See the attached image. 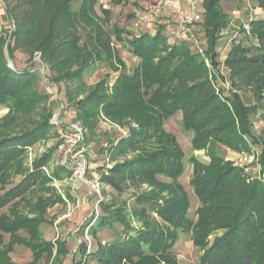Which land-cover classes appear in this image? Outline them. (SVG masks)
Instances as JSON below:
<instances>
[{
	"label": "trees",
	"instance_id": "obj_1",
	"mask_svg": "<svg viewBox=\"0 0 264 264\" xmlns=\"http://www.w3.org/2000/svg\"><path fill=\"white\" fill-rule=\"evenodd\" d=\"M0 1L11 27H0V107L8 109L0 118V210L8 206L0 213V264H17L9 253L21 244L31 251L32 260L25 264L43 258L63 264L68 252L65 240H46L41 228L46 208L56 199L41 194L32 201L27 196L52 189V176L43 167L56 146L34 158L30 167L26 154L50 134L58 100L74 107L73 122L81 121L86 134L94 133L101 116L130 127L126 134L116 131L118 136L109 137L111 145L99 144L103 154L113 159L135 153L115 162L102 177L117 198L97 205L100 213L90 226L95 249L86 255L87 243L81 241L79 259L74 256L68 264H178L172 249L180 230L189 233L199 249L198 264H264V181L217 150L223 145L251 151L257 144L264 168V139L254 135L251 118L264 101V0H254L256 16L231 39L223 34L231 23L222 6L228 0H202L201 23L193 24L197 44L172 36L168 21L138 34L112 25L110 10L102 9V17L95 10L98 0H79L76 5L72 0ZM112 36L138 58L130 71L113 48ZM221 43L225 76L217 59ZM194 45L202 51L193 50ZM17 50L30 55L34 65L10 66ZM95 60L106 61L112 70L120 63L125 70L111 87L106 77L89 84L84 75ZM44 64L48 75L39 69ZM41 77L55 83L57 98L63 91L62 98H51ZM219 79L227 80L230 88L220 86ZM240 90H249L253 102L246 103ZM178 112L183 130L191 133V148L203 149L210 157L206 164L192 154L189 158L190 186L198 200L193 220L188 217L190 197L178 180L185 171V152L164 127ZM63 173L69 176L72 171L60 167L53 176L59 179ZM16 176L19 181L12 183ZM142 185L147 189L130 194V208L125 190ZM21 203L28 211L18 208ZM131 217L139 223L132 225ZM107 230L103 243L97 232Z\"/></svg>",
	"mask_w": 264,
	"mask_h": 264
},
{
	"label": "rangeland",
	"instance_id": "obj_2",
	"mask_svg": "<svg viewBox=\"0 0 264 264\" xmlns=\"http://www.w3.org/2000/svg\"><path fill=\"white\" fill-rule=\"evenodd\" d=\"M9 2L13 4L14 0H10ZM78 2L79 0H72V3L74 5H76ZM172 2V7H174V9L181 7L184 10L186 5H188V11L199 12L198 14L200 15V20L196 22L195 27L200 25L201 16L204 11L203 6L200 7L202 0H123L121 3H113L112 0H98V3L95 5V10L97 11L99 17H102V9L110 10L112 14L110 24H117L121 28H125L127 30L130 29L133 34H138L144 29L149 31L155 29L156 24L159 21H167L171 19L173 11L171 12V9L167 8L166 6ZM222 6L224 7V10L228 12L229 19H231L229 27L223 31V34L226 37L228 36V39H231V37L234 35L239 36V31L242 27L241 25L247 27L248 18L256 16V5L254 0H228L224 2ZM237 6H240L239 11L238 9H235ZM156 7H159L160 10L157 12V18L153 20V22H141L140 24L138 23V19L140 18V16H142V14L145 13V11L155 9ZM188 7H190V9H188ZM4 8V4L0 1V27L4 28L5 25L6 27L11 28L9 26L10 19L7 17ZM233 9L236 12H232ZM122 36L125 37L124 32ZM7 38H5L6 44L8 41ZM112 38L114 43L113 48L117 50V53H119L120 58L124 62L126 70L130 71L137 64L138 58L135 55H132V53L129 52V49L122 45L121 42L115 41L114 36H112ZM220 45L222 46L219 47L220 49L218 48L220 51L217 59L219 60L220 70L222 73H224L225 76L226 71L223 68V64L221 63L225 56V50L223 49V43H221ZM202 49L201 47L196 48L195 45L193 46V50L195 51L197 50L200 52L202 51ZM14 56V63L13 60H10V66H14V64L17 67H27L32 64L34 65V61L30 59V55L20 53L17 50L15 51ZM124 65L116 63V70H112L111 67L106 63V61L95 60L93 65H91V67L85 73L84 81L89 84H95L102 77H106V80L109 82V85L111 87V85L114 83L113 81L115 80V77L118 76L119 72L125 70ZM39 69L41 73H47L46 75H48L49 69L47 65L44 64ZM41 81H45L46 83L48 82L47 88L52 93L51 98L54 99L53 96L57 94L58 86L55 85V83L47 81L46 77L44 79L41 77ZM218 82L220 83V86H224L228 89L230 88V83L227 80H224V82H222L219 79ZM239 92L241 93L246 103L250 104L253 102L252 93L249 90H240ZM62 95L63 91L59 92L58 98H62ZM61 102L63 105L60 104ZM263 102L264 101L259 104L254 102L258 107L256 108V111L251 115V118L256 121V124L253 123L252 130L259 141L264 139ZM58 104H60V106ZM58 104L56 106V112L54 113H57V117L54 118L53 115L50 120L51 124L53 125L50 134L48 133L46 137L27 148L26 154V157H28L26 161V167H30L34 158L46 152L47 149L56 146L51 155L52 157L48 161L47 165L43 167V170L52 176L51 181L48 183L49 185H51L52 189L48 192L33 190L27 196L32 201H34V199L41 194H43V196L46 198L54 197L56 199L54 204L49 205L48 208H46V222H43L41 224V228L46 240H53L58 237L59 239L65 240L67 242L66 245L68 252L65 255L63 264H68L70 258H73L74 256H76V259H79L80 246L84 241H86L87 243L86 255H90L91 253L89 252H92L96 247V241L94 240L95 236H93L90 231V226L94 222L97 215H99L100 213V207L97 206L99 202L95 204L96 200H103V202H106L108 200L110 201V199H112L113 197L117 198L116 192L108 184L102 183V177L105 176L106 173H109V170L112 169V166L115 164V162H119L123 159H130L134 157L135 153L128 152L125 155H119L117 158L114 157V160L112 159L111 154H103V151L101 149L102 147H100L99 144L102 143L103 148L111 145V142H109L108 140L109 137L118 136V134H116V131L118 133L122 132L123 134H126L128 133L130 127L127 125L114 124L107 117L101 116L98 122L99 126L95 129L94 133L85 135V149L79 153H76V155H73V152L67 151L68 146L67 144L65 145L62 137V134L64 133L63 130L66 129L68 125L71 124V122H76L80 125L83 124L81 121L73 122V119L75 117V110L73 106H68L66 102L60 100H58ZM7 110L8 109L6 107H0V118L7 112ZM164 123L166 131L177 138V141L179 142L183 152H185V171L182 175H180L178 180L182 183L183 187L190 197L188 217L193 220L196 218V207L198 206V200L196 195H194L192 191V187L190 186L189 179L192 174L193 166H191V164L189 163V158L192 154L201 163L206 164L210 161V157L203 149L196 150L191 148V133L185 132L183 130L181 123V114L179 112L175 113L174 116L168 118ZM251 149V151H236L231 150L223 145L217 147L219 154L221 153L226 160H229L234 165L244 166L246 171L252 173L253 175H256L258 178H261L264 181V168L262 167V163L260 162V146L257 144H253ZM83 158L86 162H88L89 160V167L86 166L85 174L80 177L78 173H75V168L77 163ZM60 167L68 168L72 171V173L69 176H67L66 173H63L62 178L57 179L53 175L54 171H56V169ZM98 168L101 169L100 173H98ZM91 169L95 170V173L97 172V174H95L93 178H91L89 172H87L89 170L91 171ZM97 176H100L99 183L95 182V177ZM19 179L20 176H16L13 179L12 183L18 182ZM145 189H147L146 185H142L141 187L135 188L130 186V188H127L125 190V197H127L128 199V205L130 208L132 206V197H130V194L133 191H143ZM92 190L97 193V199L93 194H91V196L89 195ZM1 192L2 190L0 191V193ZM57 195L61 200L58 199ZM120 198L123 199L124 197L120 195ZM18 208L25 212L28 211L25 203L19 204ZM7 210L8 206L0 210V213ZM90 218L91 220L89 221V224L86 223V221H88ZM157 219L160 220L159 218ZM131 221L132 225H137L139 223L135 221L133 217H131ZM83 227L84 231L82 233L80 229H82ZM120 229V226H116V230L118 232L120 231ZM109 232L110 231L108 230L107 232H97L98 237L103 243H105V240H107L108 237L106 238V236H109ZM178 238V241L175 243L172 249V253L176 254L178 264H198V256L200 254V251L195 245H193L190 234L180 230ZM8 239L9 235H4L5 243L8 241ZM9 255L17 264H25L32 259L30 249L26 248L22 244L16 245L15 249L10 252ZM38 264L49 263H47L46 259L43 258ZM88 264H97V262L95 260H91Z\"/></svg>",
	"mask_w": 264,
	"mask_h": 264
},
{
	"label": "built area",
	"instance_id": "obj_3",
	"mask_svg": "<svg viewBox=\"0 0 264 264\" xmlns=\"http://www.w3.org/2000/svg\"><path fill=\"white\" fill-rule=\"evenodd\" d=\"M174 1V0H170ZM173 2L169 3L166 7L171 9V12L173 11L172 16H175L178 18V23H175L172 25V23H169V31L172 36H175L176 38L179 39H185L186 41L190 40L193 41L195 44L198 43L196 40V36H194L193 33V24L196 23L197 21L200 20V15L198 14L199 12L195 11H188L183 10L181 7L175 8L172 7ZM173 8V9H172ZM159 7H156L155 9L147 10L145 11L142 16L138 19V23L140 24L141 22H153L157 18V12L159 11ZM40 55L37 53L35 54V59H39ZM42 74H44L42 72ZM55 99L57 98V94L53 96ZM61 105L62 102L60 103ZM59 104V106H60ZM57 117V113L54 114V118ZM254 124H256V121H253ZM134 126H137L134 124ZM64 133L62 134L63 141L65 142V145L67 144L68 149L67 151L73 152V155H76V153L81 152L84 150V144H85V135L87 133V129L78 124V123H72L68 125L66 129L63 130ZM70 152V153H71ZM85 159H81L77 165H76V171L75 173H78L79 176H83L85 174ZM100 175V174H99ZM99 178L100 176L95 177V182L99 183Z\"/></svg>",
	"mask_w": 264,
	"mask_h": 264
},
{
	"label": "crops",
	"instance_id": "obj_4",
	"mask_svg": "<svg viewBox=\"0 0 264 264\" xmlns=\"http://www.w3.org/2000/svg\"><path fill=\"white\" fill-rule=\"evenodd\" d=\"M187 6L188 5H186V7L184 8V10L186 11L187 10ZM200 7H201V5H200ZM188 9H190V7H188ZM187 12V11H186ZM234 12H236V11H234ZM237 15V14H236ZM173 21V20H175L174 21V23H178V18L177 17H175V16H171V19H169V20H167L168 22H170V24L172 23L173 24V22H171V21ZM88 162H89V160H88ZM88 162H85L86 164H85V169H86V166H88L89 167V164H88ZM95 170H92L91 169V171L89 170V171H87V172H89V174H90V176H91V178H93L94 177V175L95 174H97V172L95 173L94 172ZM97 171V170H96ZM101 171V170H100ZM100 171L98 172V173H100ZM87 172H86V174H87ZM90 193V192H89ZM91 194H93L94 196H95V198L97 199V197H98V195H97V193L94 191V190H92L91 191V193L89 194L90 196H91ZM100 201V200H99ZM98 200H96V202H95V204H97L98 202H99ZM98 205V204H97ZM44 236V235H43ZM58 238V237H57ZM56 239V238H55ZM55 239H50V240H52V241H54ZM31 258H32V256H31ZM13 260V259H12ZM32 260V259H31ZM30 260V261H31ZM30 261H28V262H30Z\"/></svg>",
	"mask_w": 264,
	"mask_h": 264
}]
</instances>
